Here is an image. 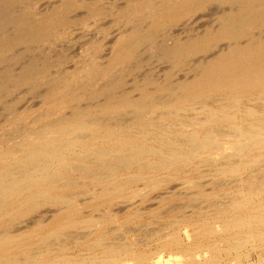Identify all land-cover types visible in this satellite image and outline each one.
Wrapping results in <instances>:
<instances>
[{"label":"bare ground","instance_id":"bare-ground-1","mask_svg":"<svg viewBox=\"0 0 264 264\" xmlns=\"http://www.w3.org/2000/svg\"><path fill=\"white\" fill-rule=\"evenodd\" d=\"M13 1L0 0L2 10ZM209 1L225 6L216 11L217 25L194 38L174 37L162 48L173 70L196 54L204 55L191 78L174 80L169 70L162 81L145 79L129 91L116 92L124 84L120 76L110 79L116 65L152 42L153 30L175 25ZM140 5L149 23L145 31L134 28L114 42L103 64L83 67L82 84L75 73L51 80L41 106L34 112H16L0 129V264H230V259L264 264V162L260 175L245 183L237 178L236 195L219 203L212 199L211 211L178 213L180 217H169L165 227L145 231L141 239L128 240L126 233L118 237V229L107 227L123 229L140 220L139 210L129 211L131 200L164 188L183 166L206 161L214 175L225 177L249 171L264 159V106L256 107L264 100V0H160ZM48 18L19 17L12 35L0 37V57L17 43L46 40L50 32L43 25ZM215 48L221 50L215 53ZM36 73L26 67L20 79L9 80L13 86L24 84L36 79ZM5 83L0 82V93L10 90ZM86 88H91L90 101L81 104L88 96ZM163 92L165 97L158 96ZM197 102L202 103L197 109L201 115L182 118L181 111ZM65 109L68 114L62 113ZM157 109V122L151 115L143 122L148 110ZM125 114L129 118H123ZM126 120L137 122L138 132L126 130ZM23 125L27 130H21ZM183 184L196 188L202 198L216 195L190 177ZM176 195L159 196L165 203ZM247 251L255 253V259Z\"/></svg>","mask_w":264,"mask_h":264},{"label":"rangeland","instance_id":"rangeland-1","mask_svg":"<svg viewBox=\"0 0 264 264\" xmlns=\"http://www.w3.org/2000/svg\"><path fill=\"white\" fill-rule=\"evenodd\" d=\"M159 1L158 0H58V1L57 0H14L11 4L5 7L7 8V10L5 8H3L4 10H2V7L0 6L1 9L0 37L1 35L4 34L11 36L14 31L13 28H15L14 25H16V22L19 19V17L23 15L24 18H29L31 16H36V15L49 17L46 23L43 25V27L50 32V35L46 40H41V41L37 40L36 42H26V43L21 42L19 44L17 43L12 47L5 49L1 54L2 58L0 57V82L1 83L3 82V84L5 82H6L5 84L8 83V85H10V90L8 92L3 91L5 93L3 92L0 93V106H1L0 129L4 128V126L7 124V121L10 118H12V116L16 112L17 113L28 112L34 108L41 106L42 105L41 102L43 101L42 95L43 96L46 95L47 92L45 91L47 89L49 90L48 85L53 84V82L58 78V76L62 75L66 77L72 75L73 73L80 75L81 74L80 72L82 71L83 67L84 68L89 67L92 64H103L110 57L112 53V46L119 37L126 36L137 28L140 29L139 32L145 31L149 23L148 20L144 18L145 10L144 7L140 5V3H147V2L158 3ZM216 4L217 3L214 1H209L208 3L206 2L205 5L197 9L194 12V14H190L189 16L184 17L183 19L179 20L175 25L153 30L152 31L153 41L149 43L146 42L143 45L139 46L137 49L134 50V55L131 58L116 65L115 68L113 69V72H111L112 74L110 76V79L112 78V81L122 77L124 83L121 87L116 89V92H123L125 90L129 91L132 89L131 86H133L135 83H141L145 79L162 81L164 79L165 73L168 72L169 70L172 71L174 80L184 79L185 77H188V75L189 78H191L193 76L192 74L194 73L193 72L194 70H192L193 66L199 60H201V58L204 55L196 54V56H192L188 58L186 61H184L182 67L173 70L171 66V62L168 59L164 58L163 56L164 49L162 48L164 45L170 44L174 40V37L179 38L181 40H186L188 38L201 36L202 33H204V31L207 29H213V27L217 25L216 23H217L218 12L216 11L218 7L220 6L218 11L221 10L222 7L223 10L225 7ZM210 8L211 10H209ZM133 9H137L135 11L136 14L134 16L130 14V10ZM18 11H20L19 15H17ZM22 12L27 14L25 15ZM8 13L10 14L9 16L11 17H8ZM206 13L208 16L204 15ZM219 13L221 12L219 11ZM223 43L224 42L221 41L218 44V47H221ZM215 50L219 51L221 49L215 48L212 51L214 52ZM211 52L210 54L213 53ZM216 52L217 51H215V53ZM210 54L206 53V55H209L207 56V59H209ZM194 59L197 60L194 61ZM26 67H31L32 70L36 69L37 73L32 78L38 75L37 78L36 77H35L36 79L31 78L33 81L28 80L30 82L26 81V83L24 84L20 82L18 83V85L13 86L10 82L12 80L11 78L14 77L13 79L16 78L20 79L21 73L24 71ZM38 71H40L42 74L40 72L38 73ZM6 75L8 76V78L6 77ZM179 76L181 77L179 78ZM5 77L8 80L9 79L11 80L7 81ZM81 79L82 78L80 75V79L78 77V83L80 84H82L83 81H85ZM51 80H53V82ZM21 89H23V91ZM36 89H38L39 91ZM90 91L89 88L85 89L84 93L87 92L85 93V95L88 96H84L85 97L83 98L84 101L82 100L83 102L81 101L82 102L81 104H86L87 102L90 101L88 94V92ZM133 94L134 96H136V92L134 93L132 92V95ZM158 94L160 93L157 94L155 93L153 95L156 96ZM161 95L162 97L166 96L164 92L163 94H160L158 96ZM262 101L264 100H260L256 104L257 108H262L264 106ZM201 104H202L201 102L195 103L193 108H186L185 110L181 111L180 115L184 119H189V118L192 119L193 117H199L201 114L198 113L197 109ZM31 106L32 108L30 109ZM63 110L62 113H67V114L69 113L68 112L69 109L68 110L65 109L67 112ZM31 112L34 111L32 110ZM151 112H152L151 110L147 111L146 116L143 117V122L148 121L150 117L149 115L154 116L153 122L158 121L157 118L161 113V109H157L153 111V113ZM122 117L123 118L128 117V114H125ZM126 121L130 122L129 120ZM132 122H130V124H127L128 126L126 125L127 126L126 130L129 129L131 132H138V126L136 125L137 122H134V124ZM27 125H23L22 126L23 129L21 130H25V129L27 130L26 127ZM174 127L176 128V125ZM39 129L41 128H36L34 131H37ZM149 130L150 131L154 130L153 126L152 127L150 126ZM3 133L4 132L2 130V132H0V135ZM254 154L257 155L258 153H254ZM198 161L200 160H197L188 166H183L181 168L182 171L178 175L171 174L175 176L176 179L174 177L173 179L167 181L165 187H169V188L165 189L164 187L158 190H148L144 195L145 197L143 196L142 199H141L142 196L141 197L137 196V198L135 197L134 199L131 200L132 206L129 211L139 210L138 212L141 217L140 220L135 221L134 223L125 224L123 229L117 228L118 226L114 224H110L107 227L110 229H113L114 227H115L114 229H118L117 232L120 233L118 237L122 238L124 237L123 233H126L127 235L126 238H128V240H133L136 237H139L141 239L143 238L142 234L145 231H153L155 229L157 230L158 228L162 229L163 225L165 227L167 222L172 218V216L174 217V219L175 216L177 218L180 217L181 214L178 215V213H182L183 215H188L190 213L196 212L197 210L204 211L207 208L210 210L212 208L210 206H213L211 205L212 199L214 201L218 200L217 202L219 203L220 201L223 202L228 198L232 197V195L234 196L237 194V191L239 189V182L237 178L241 179L242 183H245L250 178L255 177L256 175L258 176V174L260 175L258 169L262 166L260 164L264 162V159L263 161L260 160L256 164H253L250 168L251 170L249 171L240 172L238 175H234V176L230 175L225 177L214 175L213 174L214 170H212L213 169L212 164L210 163L206 164V161H200V162ZM255 169L257 170L253 171ZM250 171H252L251 174H249ZM159 175L163 176L164 174H159ZM187 177H190L195 182H197V184L200 185V187L204 191H206V193L208 192L210 194L212 193L216 194L215 195L216 198L215 196L214 197L211 196L209 198L203 196L202 198V196H200V194L197 193L196 188H188V186L183 184L185 178ZM182 179L183 181H181ZM243 180H245V182H243ZM173 184L175 186H172ZM136 185H141V183H137ZM195 192L197 193V197L196 196L194 197V195H196ZM161 193L163 194V197L170 196V194H174V195L177 194V195L174 199L171 200V202L169 201L162 203ZM159 195L161 196V198ZM83 198L85 197L79 196L80 200H83ZM112 208L114 209V207ZM112 208H111L112 211H117L115 209L113 210ZM86 210L87 209H85L84 211ZM155 210H158L157 214L152 213ZM99 213L100 212H96L94 215H97ZM120 216L122 217V215ZM169 217L171 218L169 219ZM126 228H128V230ZM141 243H143V241H141ZM162 253H164V255H167L165 251H162ZM247 253L250 255V259L252 260L255 259V253H253L252 251H247ZM203 256H206V254H204ZM199 258L200 257L198 256V259ZM167 261H169L168 263L171 262L170 259H167ZM229 263L237 264L233 259H230ZM219 264H223V263L220 262Z\"/></svg>","mask_w":264,"mask_h":264}]
</instances>
